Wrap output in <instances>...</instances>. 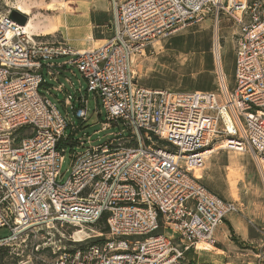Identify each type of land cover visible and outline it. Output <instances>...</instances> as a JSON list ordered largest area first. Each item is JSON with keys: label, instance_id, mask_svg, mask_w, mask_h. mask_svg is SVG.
I'll use <instances>...</instances> for the list:
<instances>
[{"label": "built area", "instance_id": "obj_1", "mask_svg": "<svg viewBox=\"0 0 264 264\" xmlns=\"http://www.w3.org/2000/svg\"><path fill=\"white\" fill-rule=\"evenodd\" d=\"M10 14H0V228L11 236L0 249L40 235L36 252L50 254L47 264H198L188 254L216 245V232L239 213L196 175L207 154L230 141L228 149L253 157L264 187V0H126L115 9L113 37L82 50L35 41ZM209 14L238 25L233 87L176 94L140 86L133 58ZM44 67L54 81L75 67L87 97L68 93L64 107L78 102L75 116L88 122L94 94L107 115L103 130L115 124L136 144L117 142L122 133L95 147L76 141L83 150L70 154L63 182L65 133L78 128L51 101L50 90L65 89L48 85ZM23 129L32 135L19 139ZM101 223L103 241L73 238ZM64 227L75 232L61 245L55 239ZM261 237L244 264H264V229Z\"/></svg>", "mask_w": 264, "mask_h": 264}, {"label": "rangeland", "instance_id": "obj_2", "mask_svg": "<svg viewBox=\"0 0 264 264\" xmlns=\"http://www.w3.org/2000/svg\"><path fill=\"white\" fill-rule=\"evenodd\" d=\"M124 1L126 0H0V14L16 11L27 19L32 18L36 29L30 33L35 41L65 44L80 50L100 47L113 37L115 9ZM237 31L238 25L233 20L220 18L218 23L215 16L207 15L201 23L157 43L154 48L148 47L143 56L136 55L134 70L138 83L145 88L176 94L216 92L224 82L231 89L234 85L233 37ZM62 62L63 60H59L54 63L61 65ZM41 73L48 85H63L65 93L50 90L48 95L61 113H68L69 119L78 128L76 133H72L71 129L65 133L70 140L67 143L66 162L62 168V173L65 174L63 182L70 176V154L72 151L83 150L76 145V141L82 140L86 147H95L111 140L112 134L122 133L117 142L126 146L136 144L135 138L128 131L115 124L107 123L108 129L103 130L108 121L107 115L94 94L88 98V122L82 123L76 118L73 108L79 107L78 102L73 101V107H64V99L68 93L74 96L75 91L81 90L84 98L87 97L88 83L75 67L68 68L57 81L48 75L47 67ZM66 79L73 84H68ZM18 134L19 139H24L30 137L32 131L23 129ZM229 146L230 141L215 145L213 150L217 149V152L208 158L202 170L196 171V175L202 177V184L208 191L223 200L237 203L239 213L228 219H237L241 230L234 228L230 222L227 223L228 238L224 242L226 253L220 249L223 248L222 231L218 234L219 246L216 245L215 251L190 252L188 257L198 264H244L252 257L254 247L262 240L264 187L257 164L249 153L228 149ZM231 173L240 176L236 190L231 188ZM93 229L103 234V238H92L84 245L96 244L105 239L103 223ZM74 232L72 228H59L55 240L61 241V245L68 244L67 241H70ZM10 236L9 229L0 228V240ZM41 242L40 235L38 238L20 237L11 246L2 248L0 264H47V261H51L50 254L36 252V246Z\"/></svg>", "mask_w": 264, "mask_h": 264}, {"label": "bare ground", "instance_id": "obj_3", "mask_svg": "<svg viewBox=\"0 0 264 264\" xmlns=\"http://www.w3.org/2000/svg\"><path fill=\"white\" fill-rule=\"evenodd\" d=\"M14 23H16V22H14ZM16 24H18V23H16ZM18 25L20 27L24 28V30L26 31V33H28L29 35H31L30 31L32 32V30L36 29V26H35L34 21H33L32 18H28L27 24H25V25L18 24ZM7 39H11V33L10 32L7 33ZM216 152H217V149L212 150V152H209L207 154L208 158L210 156H212ZM239 177L240 176H237V174H234V173H231L230 174L229 179H230V183H231V188L233 190H236L237 189V179ZM236 197H238V196L236 195ZM235 227L237 228V230H239V231L241 230L240 224L235 223ZM99 236H100V233L96 232L95 229H87V228H84L81 232H76L74 234V237L73 238L76 241L83 242V241H85L86 238L87 239H92L93 237L96 238V237H99ZM199 249L204 250L206 252H211V251H215L216 250V246L213 245V244H211V243H203V244H200L199 245ZM216 255H218V254H216Z\"/></svg>", "mask_w": 264, "mask_h": 264}, {"label": "crops", "instance_id": "obj_4", "mask_svg": "<svg viewBox=\"0 0 264 264\" xmlns=\"http://www.w3.org/2000/svg\"><path fill=\"white\" fill-rule=\"evenodd\" d=\"M73 49H75V48H73ZM76 50V49H75ZM80 50H82V49H80ZM228 222H230L231 223V225H233L234 226V228H236L235 227V223H237V224H240L239 223V221L237 220V219H227L226 220V222H225V224L224 225H222L221 227H220V229L216 232V234H215V241H216V245H218V234H219V232L220 231H222V241H223V244H222V246H223V248H220V249H222L223 251H225V253H226V248L224 249V247L226 246L225 244H224V242H225V240H227V238H228V236H227V232H226V229H228V225H227V223ZM237 229V228H236ZM215 245V246H216ZM219 246V245H218Z\"/></svg>", "mask_w": 264, "mask_h": 264}, {"label": "water", "instance_id": "obj_5", "mask_svg": "<svg viewBox=\"0 0 264 264\" xmlns=\"http://www.w3.org/2000/svg\"><path fill=\"white\" fill-rule=\"evenodd\" d=\"M10 20H12L13 22H16L18 24L25 25V24H27L28 19H27V17L20 15L16 11H11Z\"/></svg>", "mask_w": 264, "mask_h": 264}, {"label": "trees", "instance_id": "obj_6", "mask_svg": "<svg viewBox=\"0 0 264 264\" xmlns=\"http://www.w3.org/2000/svg\"><path fill=\"white\" fill-rule=\"evenodd\" d=\"M231 230H232V227H231ZM93 244H95V243H93ZM93 244H90V245H93ZM2 250V248L0 249V251Z\"/></svg>", "mask_w": 264, "mask_h": 264}]
</instances>
